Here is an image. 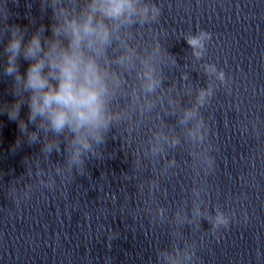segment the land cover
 I'll use <instances>...</instances> for the list:
<instances>
[{
  "label": "clouds",
  "instance_id": "clouds-1",
  "mask_svg": "<svg viewBox=\"0 0 264 264\" xmlns=\"http://www.w3.org/2000/svg\"><path fill=\"white\" fill-rule=\"evenodd\" d=\"M107 5L104 9L106 15L110 17H119L125 10H131L132 5L130 0H107ZM91 31L89 27H85V32ZM103 38H107V33H104ZM79 39V33L77 32V40ZM190 44H198V40H190ZM33 44L36 48L39 47L37 40H33ZM14 48H18L19 45L14 44ZM30 53L35 54L34 49H29ZM41 64L34 65L29 68L28 72V87L39 92L44 89L48 81L42 77L40 68ZM60 68V82L58 90H49L41 96L34 95L31 100V118H34L37 113L44 114L48 112L53 127L60 130L69 122L68 115L65 109L70 111L73 117L79 124L95 123L99 116V102L98 93L91 90L88 87L80 86L76 87L77 75L83 71L84 79L89 84L92 81L98 82L99 78L96 75L95 65L89 63L81 69L77 60L65 57L64 62L59 65ZM12 68H9V72ZM42 101V103H41ZM58 106L53 110L52 106Z\"/></svg>",
  "mask_w": 264,
  "mask_h": 264
}]
</instances>
